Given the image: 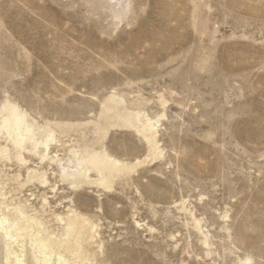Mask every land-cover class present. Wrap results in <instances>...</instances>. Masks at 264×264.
<instances>
[{
	"label": "rangeland",
	"instance_id": "1",
	"mask_svg": "<svg viewBox=\"0 0 264 264\" xmlns=\"http://www.w3.org/2000/svg\"><path fill=\"white\" fill-rule=\"evenodd\" d=\"M111 90L164 112V157L110 192L58 182L54 196L38 184L22 195L47 191L59 208L70 196L101 224L106 264H264V0H0V99L77 120ZM107 143L125 159L146 153L131 130ZM181 200L210 230L211 254Z\"/></svg>",
	"mask_w": 264,
	"mask_h": 264
},
{
	"label": "bare ground",
	"instance_id": "2",
	"mask_svg": "<svg viewBox=\"0 0 264 264\" xmlns=\"http://www.w3.org/2000/svg\"><path fill=\"white\" fill-rule=\"evenodd\" d=\"M157 99L162 106L167 102L163 94ZM148 102L139 94L127 97L111 90L100 98L92 115L71 120L36 116L10 94L3 95L0 264H106L98 219L80 210L70 196L68 202L64 201L67 204L59 208L63 197L51 205L47 191L26 196L22 192L27 186L38 184L46 185L54 196L58 182L62 189L72 192L82 188L110 192L117 185L129 184L140 166L165 154L158 138L164 112L150 115L146 110ZM115 129L133 131L143 142L145 155L125 159L111 150L107 137ZM11 165L16 167L11 169ZM192 208L186 200L179 202V209L185 214L184 224L195 232L206 247V254H211L210 230ZM135 223L148 231L153 229L140 220ZM234 264H252V259L238 257Z\"/></svg>",
	"mask_w": 264,
	"mask_h": 264
}]
</instances>
